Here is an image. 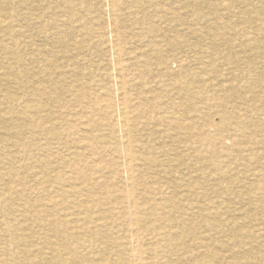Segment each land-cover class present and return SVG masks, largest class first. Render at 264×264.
Wrapping results in <instances>:
<instances>
[{
  "label": "rangeland",
  "instance_id": "374dc122",
  "mask_svg": "<svg viewBox=\"0 0 264 264\" xmlns=\"http://www.w3.org/2000/svg\"><path fill=\"white\" fill-rule=\"evenodd\" d=\"M0 160V264H264V0H0Z\"/></svg>",
  "mask_w": 264,
  "mask_h": 264
},
{
  "label": "bare ground",
  "instance_id": "6f19581e",
  "mask_svg": "<svg viewBox=\"0 0 264 264\" xmlns=\"http://www.w3.org/2000/svg\"><path fill=\"white\" fill-rule=\"evenodd\" d=\"M113 1V4H116V2H117V0H112ZM111 3V2H110ZM111 6V5H110ZM116 12V11H115ZM115 15V14H114ZM118 16V15H117ZM114 19V18H113ZM114 21V20H113ZM39 23V22H38ZM2 24H3V22H2ZM102 24V23H101ZM10 25V24H9ZM19 26V25H18ZM29 26V25H28ZM28 26H27V28H28ZM22 28V27H21ZM30 28V27H29ZM91 28V27H90ZM116 28V27H115ZM19 29V28H18ZM23 29V28H22ZM88 30V29H87ZM88 32V31H87ZM89 32H91V31H89ZM88 32V33H89ZM94 32H95V30H94ZM94 34V33H93ZM109 34V33H108ZM118 34V33H117ZM105 35V34H104ZM88 36H90V33H89V35ZM116 36V35H115ZM16 37V36H15ZM105 38V37H104ZM109 38V37H108ZM91 39V38H90ZM106 39V38H105ZM97 41V40H96ZM104 41V40H103ZM69 43V42H68ZM77 44H78V42H76ZM108 44V43H107ZM106 44V45H107ZM120 45V44H119ZM113 46V45H112ZM114 47V46H113ZM113 47H110L111 49V51L110 52H112V54L114 53V50H113ZM116 49H118V48H116ZM116 51V50H115ZM109 52V53H110ZM146 54V53H145ZM147 55V54H146ZM77 58H78V56H77ZM187 58V57H186ZM79 60H80V58H79ZM80 62V61H79ZM118 62V61H117ZM116 62V63H117ZM116 65V64H115ZM112 67H113V65H112ZM120 70V69H119ZM120 72V71H119ZM110 76V75H109ZM121 77V76H120ZM113 78V77H112ZM114 79V78H113ZM115 80V79H114ZM117 82V81H116ZM121 83V82H120ZM79 86V85H78ZM87 86V85H86ZM123 86V85H122ZM74 92V91H73ZM69 94V93H68ZM75 94V93H74ZM71 95V94H70ZM73 96V95H72ZM75 96V95H74ZM82 97V96H81ZM81 100V99H80ZM79 103H80V101H79ZM120 104V103H119ZM108 107V106H107ZM116 107V106H115ZM104 111V110H103ZM113 111V110H112ZM114 112V111H113ZM117 112V111H116ZM36 113V112H35ZM75 113V112H74ZM87 113V112H86ZM120 113V112H119ZM112 114V113H111ZM117 114V113H116ZM121 114V113H120ZM74 115V114H73ZM86 115V114H85ZM123 115H125V114H123ZM120 116V115H119ZM88 118V117H87ZM34 119V118H33ZM32 119V120H33ZM78 119V118H77ZM90 119V118H89ZM118 119V118H117ZM120 119V118H119ZM35 120V119H34ZM70 120V119H69ZM79 121V119L77 120V122ZM90 121V120H89ZM113 121V120H112ZM42 122V121H41ZM70 122V121H69ZM75 123V122H74ZM78 123H82V122H78ZM89 123V122H88ZM87 123V124H88ZM101 123V122H100ZM113 123V122H112ZM114 123H115V121H114ZM116 123H118L117 121H116ZM130 123V122H129ZM91 124V123H90ZM122 126H121V131H122V135L119 137V142L123 145V149L121 150L122 151V153H123V156H121V157H123L122 158V164H121V169H123V171L126 173V179H127V181H129V182H131V183H133V184H131V185H129V187H133V185H134V182L136 181V179L138 178V177H135V168H134V162H136L138 159H139V157H138V155H136L135 154V152L137 151L138 152V150H136L135 152H134V154H133V152H132V148L134 147L133 146V143H135L136 142V138H134V137H132L130 134H129V128H128V122H127V119H122ZM172 124V123H171ZM94 126V125H93ZM43 127V126H42ZM242 127H243V125H242ZM44 128V127H43ZM70 128V127H69ZM90 128V127H89ZM119 128V127H118ZM73 129V128H72ZM103 129V128H102ZM51 130V129H50ZM54 130H55V128H54ZM44 131V130H43ZM75 131V130H74ZM119 132V131H118ZM75 133V132H74ZM136 133V132H135ZM67 134V133H66ZM243 135V134H242ZM241 135V136H242ZM198 136H200V135H198ZM198 136H197V134H196V137L198 138ZM66 138H68V136L66 135ZM190 138V137H189ZM201 138V137H200ZM53 139V138H52ZM90 139V138H89ZM51 140V139H50ZM80 140V139H79ZM105 140V139H104ZM194 140V139H193ZM192 140V141H193ZM87 142V141H86ZM190 142V141H189ZM59 144V143H58ZM42 145H43V143H42ZM42 145H40V146H42ZM44 145H45V143H44ZM51 145V144H50ZM115 145H117V144H115ZM155 145V144H154ZM84 146V144L82 145V147ZM37 147V146H36ZM78 147V146H77ZM81 147V148H82ZM91 147H92V145H91ZM94 147V146H93ZM93 147H92V149H93ZM41 148V147H40ZM69 148V147H68ZM100 148V147H99ZM107 148V147H106ZM112 148V147H111ZM110 148V149H111ZM137 148V147H136ZM37 149V148H36ZM51 149V148H50ZM74 149V148H73ZM103 149V148H102ZM67 150V149H66ZM142 150V149H141ZM37 151H38V149H37ZM57 151H59V150H57ZM36 152V151H35ZM143 152V151H142ZM101 153H103V152H101ZM43 154V153H42ZM67 154V153H66ZM108 154V153H107ZM20 155V154H19ZM103 155H105V154H103ZM109 155V154H108ZM55 156V155H54ZM64 156V155H63ZM80 156H82L81 155V153H80ZM37 157V156H36ZM78 157V156H77ZM83 157V156H82ZM102 157V156H101ZM143 157V156H142ZM51 158V157H50ZM78 158H81V157H78ZM77 158V159H78ZM147 158V157H146ZM49 159V158H48ZM100 159V158H99ZM105 159V158H104ZM108 159H109V156H108ZM111 159V158H110ZM169 159V158H168ZM2 160V159H1ZM0 160V161H1ZM14 160V159H13ZM23 160V159H22ZM71 160V159H70ZM71 161H73V160H71ZM104 161V160H103ZM102 161V162H103ZM90 162V161H89ZM114 162V161H113ZM116 162V161H115ZM45 163V162H44ZM69 163V162H68ZM78 163V162H77ZM146 163V162H145ZM81 164V163H80ZM79 164V165H80ZM106 164V163H105ZM113 164H115V163H113ZM46 165V164H45ZM92 165V164H91ZM95 165V164H94ZM102 165V164H101ZM160 165H161V163H160ZM165 166V165H164ZM85 167V166H84ZM87 167V166H86ZM85 167V168H86ZM163 167V166H162ZM47 168V167H46ZM71 168V167H70ZM107 167L105 166V169H106ZM143 168V167H142ZM88 169V168H87ZM11 170V169H10ZM42 170V169H41ZM49 170V169H48ZM77 171H78V169H76ZM85 170V169H84ZM98 170H100V169H98ZM83 171V170H82ZM21 172V171H20ZM45 172V171H44ZM80 172V171H79ZM100 172V171H99ZM102 172V171H101ZM92 173H93V171H92ZM98 173V172H97ZM143 173V172H142ZM187 173V172H186ZM14 174V173H13ZM21 174V173H20ZM47 174V173H46ZM124 174V173H123ZM159 174H160V172H159ZM188 174V173H187ZM186 174V175H187ZM191 174V173H190ZM6 175V174H5ZM45 175V174H44ZM49 175V174H48ZM71 175H72V173H71ZM80 175V174H79ZM93 175H94V173H93ZM161 175V174H160ZM185 175V174H184ZM80 176H84V175H80ZM59 177V176H58ZM124 177V176H123ZM163 177V176H162ZM187 176H185V178H186ZM194 177V176H193ZM80 178V177H79ZM48 179V178H47ZM60 179V178H59ZM71 179V178H70ZM92 179V178H91ZM98 179V178H97ZM148 179V178H147ZM41 180V182L43 183V181H42V179H40ZM145 180V179H144ZM189 180V179H188ZM59 181V180H58ZM67 181V180H66ZM75 181H78V180H75ZM85 181H86V178H85ZM99 181H101V180H99ZM41 182H40V184H41ZM105 182V181H104ZM116 182V181H115ZM186 182V181H185ZM71 183V182H70ZM154 183V182H153ZM188 183V182H187ZM117 184H118V182H117ZM164 184V183H163ZM62 185V184H61ZM110 185V184H109ZM177 185V184H176ZM187 185V184H186ZM114 186V185H113ZM146 186V185H145ZM1 187V186H0ZM87 187V186H86ZM97 187V186H96ZM99 187H100V185H99ZM128 187V188H129ZM170 187H172L171 185H170ZM186 187V186H185ZM184 187V188H185ZM90 188V187H89ZM114 188H115V186H114ZM17 189V188H16ZM42 190H43V188H41ZM63 189V188H62ZM94 189V188H93ZM100 189V188H99ZM162 189H163V187H162ZM14 190V189H13ZM12 190V191H13ZM61 190V189H60ZM79 190H80V188H79ZM84 190H86L87 191V189H84ZM96 190V188L93 190V191H95ZM126 190H129V189H126ZM33 191V190H32ZM50 191V190H49ZM51 191H52V189H51ZM54 191V190H53ZM64 191V190H63ZM68 191H70V190H68ZM67 191V192H68ZM109 191V190H108ZM107 191V194L109 193ZM110 191H112L111 189H110ZM130 191V190H129ZM128 191V192H129ZM162 191V190H161ZM15 192V191H14ZM56 192V191H55ZM65 192V191H64ZM63 192V193H64ZM71 192V191H70ZM75 192V191H74ZM78 192V191H77ZM82 192V191H81ZM132 192V191H131ZM140 192V191H139ZM5 193V192H4ZM49 193V192H48ZM47 193V194H48ZM57 193V192H56ZM60 193H61V191H60ZM85 193V192H84ZM111 193V192H110ZM113 193V192H112ZM118 193V192H117ZM46 194V195H47ZM50 194V193H49ZM77 194V193H76ZM82 194V193H81ZM85 194H88V193H85ZM84 194V195H85ZM90 194H92V193H90ZM130 194V193H129ZM41 195V194H40ZM54 195H56V194H54ZM83 195V194H82ZM118 195V194H117ZM120 195V194H119ZM132 195V194H131ZM44 196V195H43ZM59 196V195H58ZM61 196V195H60ZM128 196V195H127ZM130 196V195H129ZM40 197V196H39ZM48 197V196H47ZM55 197V196H54ZM62 197V196H61ZM122 197V196H121ZM166 197V196H165ZM164 197V198H165ZM168 198H169V196H167ZM38 198V197H37ZM45 198H46V196H45ZM65 198H67V197H65ZM78 198V197H77ZM87 198V197H86ZM92 198H93V196H92ZM91 198V199H92ZM118 198V197H117ZM130 198V197H129ZM161 198H162V196H161ZM217 198V197H216ZM10 199V198H9ZM42 199V198H41ZM53 199V198H52ZM51 199V200H52ZM88 199V198H87ZM173 199V198H172ZM3 200V199H2ZM38 200H39V198H38ZM37 200V201H38ZM73 200V199H72ZM163 200V199H162ZM165 200L166 199H164V202H165ZM173 200H175V199H173ZM54 201V200H53ZM52 201V202H53ZM57 201V200H56ZM75 201V200H74ZM81 201V200H80ZM85 201V200H84ZM92 201V200H91ZM94 201V200H93ZM167 201V200H166ZM40 202V201H39ZM101 202H102V199H101ZM42 203V202H41ZM54 203V202H53ZM58 203H59V201H58ZM76 203V202H75ZM74 202H73V204H75ZM82 203H83V201H82ZM92 203V202H91ZM104 203V202H103ZM108 203H109V201H108ZM152 203V202H151ZM166 203V202H165ZM170 203V202H169ZM177 203H178V201H177ZM197 203V202H196ZM61 204H62V202H61ZM77 204V203H76ZM80 204V203H79ZM93 204V203H92ZM110 204V203H109ZM174 204V203H173ZM175 204H176V202H175ZM38 205V204H37ZM48 205V204H47ZM46 205V206H47ZM69 205V204H68ZM102 205V204H101ZM168 205V204H167ZM171 204H169V206H170ZM51 206V205H50ZM55 206V205H54ZM74 206V205H73ZM97 206V205H96ZM31 207V206H30ZM39 207H41V206H39ZM48 207H49V205H48ZM60 207H62L63 208V205L62 206H60ZM76 207H80V205L79 206H77L76 205ZM92 207V206H91ZM124 207V206H123ZM171 207L173 208V205H171ZM37 208H38V206H37ZM42 208H43V206H42ZM50 208V207H49ZM70 208V207H69ZM127 208V207H126ZM169 208V207H168ZM177 208H178V206H177ZM26 209V208H25ZM34 209V208H33ZM36 209V208H35ZM52 209H53V207H52ZM54 209H58V208H54ZM64 209V208H63ZM66 209V208H65ZM96 209V208H95ZM136 206H134V209H133V215H132V221L134 222V224L137 226L138 225V223H139V220H138V218L136 217ZM164 209V208H163ZM176 208L174 207V210H175ZM190 209V208H189ZM18 210V209H17ZM32 210V209H31ZM49 210V209H48ZM74 210V209H73ZM76 210H78V209H76ZM83 210V209H82ZM14 211V210H13ZM40 211H42V209L40 210ZM55 211V210H54ZM63 211V210H62ZM79 211V210H78ZM90 211V210H89ZM100 211V210H99ZM166 211V210H165ZM208 211V210H207ZM43 212H44V210H43ZM42 212V213H43ZM49 212V211H48ZM56 212V211H55ZM55 212H54V214H55ZM80 212V211H79ZM88 212V211H87ZM94 212V211H93ZM179 212V211H178ZM47 213V212H46ZM53 213V212H52ZM59 213V212H58ZM58 213H56L57 215H58ZM73 213V212H72ZM75 213H77V212H75ZM74 213V214H75ZM97 213H99V212H97ZM132 213V212H131ZM199 213V212H198ZM48 214V213H47ZM69 214H70V212H69ZM87 214V213H86ZM95 214V213H94ZM93 214V215H94ZM166 214V213H165ZM170 214V213H169ZM178 214V213H177ZM35 215V214H34ZM62 215V214H61ZM71 215V214H70ZM73 215V214H72ZM78 215V214H77ZM82 215V214H81ZM92 215V216H93ZM137 215H138V213H137ZM144 215H146V214H144ZM33 216V215H32ZM45 216V215H44ZM46 216H48V215H46ZM80 216V215H79ZM78 216V217H79ZM95 216V215H94ZM176 216V215H175ZM215 216V215H214ZM81 217V216H80ZM149 217V216H148ZM41 218V217H40ZM48 218V217H47ZM54 218H55V215H54ZM53 218V219H54ZM85 218V217H84ZM96 218H97V216H96ZM95 218V220H97ZM101 218V217H100ZM175 218V217H174ZM177 218V217H176ZM68 219V218H67ZM76 219V218H75ZM151 219V218H150ZM45 220V219H44ZM50 220V219H49ZM79 220V219H78ZM84 220H86V219H84ZM88 220V219H87ZM86 220V221H87ZM93 220V219H92ZM152 220H153V218H152ZM37 221V220H36ZM80 221V220H79ZM81 221H83L82 220V217H81ZM89 221V220H88ZM98 221V220H97ZM144 221V220H143ZM176 221V220H175ZM42 222H43V220H42ZM40 223V224H44V223ZM48 222V221H47ZM74 222V221H73ZM178 222V221H177ZM234 222V221H233ZM34 223V222H33ZM50 223V222H49ZM48 223V224H49ZM104 223V222H103ZM170 223H172V222H170ZM169 222H168V224H170ZM213 223V222H212ZM229 223V222H228ZM35 224V223H34ZM56 224V223H55ZM66 224H67V221H66ZM65 224V225H66ZM124 224V223H123ZM2 225V224H1ZM73 225V224H72ZM80 225V224H79ZM107 225V224H106ZM214 225V224H213ZM44 226V225H43ZM67 226V225H66ZM78 226V225H77ZM129 226V225H128ZM177 226V225H176ZM2 227V226H1ZM56 227V226H55ZM60 227V226H59ZM58 227V228H59ZM70 227H71V225H70ZM105 227V226H104ZM170 227V226H169ZM234 227V226H233ZM49 228V227H48ZM52 228V227H51ZM61 228H62V226H61ZM94 228V227H93ZM138 228V227H137ZM176 228H178V227H176ZM199 228V227H198ZM3 229H4V227H3ZM69 229V228H68ZM78 229V228H77ZM84 229V228H83ZM82 229V230H83ZM164 229V228H163ZM54 230V229H53ZM60 230V229H59ZM140 230V229H139ZM213 230V229H212ZM89 232L91 231V230H88ZM136 231H138V230H136ZM182 231H184V230H182ZM221 231V230H220ZM224 231H226V230H224ZM74 232V231H73ZM91 233V232H90ZM97 233V232H96ZM183 233V232H182ZM196 233V232H195ZM76 234V233H75ZM148 234V233H147ZM203 234V233H202ZM217 234V233H216ZM64 235V234H63ZM63 235H62V237H63ZM74 235V234H73ZM80 234H78V236H79ZM85 235V234H84ZM90 235V234H89ZM207 235V234H206ZM222 235V234H221ZM52 236V235H51ZM65 236V235H64ZM160 236V235H159ZM194 236V235H193ZM218 236V235H217ZM257 236V235H256ZM87 236H85V238H86ZM169 237V236H168ZM182 237V236H181ZM180 237V238H181ZM203 236H201V238H202ZM82 238V237H81ZM95 238H96V236L94 237V240H95ZM102 238V237H101ZM160 238V237H159ZM191 238V237H190ZM189 238V239H190ZM204 238V237H203ZM206 238V237H205ZM216 238V237H215ZM55 239H56V237H55ZM75 239V238H74ZM87 239V238H86ZM92 239V238H91ZM97 239V238H96ZM99 239V238H98ZM97 239V240H98ZM54 240V239H53ZM78 240V239H77ZM79 240H82V239H79ZM170 240V239H169ZM192 240V239H191ZM200 240V239H199ZM73 241H75V240H73ZM84 241V240H83ZM86 241V240H85ZM84 241V242H85ZM93 241V240H92ZM112 241V240H111ZM54 242V241H53ZM58 242V241H57ZM70 242V241H69ZM87 242V241H86ZM135 242L137 243L138 242V238H135ZM162 242H163V240H162ZM195 242H197L196 240L194 241V243ZM56 243V242H55ZM65 243H66V241H65ZM61 244V243H60ZM80 245H81V242L79 243ZM78 244V245H79ZM138 244H140V243H138ZM68 245V244H67ZM73 245H75V244H73ZM79 245V246H80ZM87 245V244H86ZM85 245V246H86ZM90 245V244H89ZM132 245V244H131ZM141 245H143V244H141ZM241 245V244H240ZM243 245V244H242ZM60 246H62V245H60ZM78 246V247H79ZM83 246V245H82ZM88 246V245H87ZM86 246V247H87ZM205 246V245H204ZM204 246H203V248H204ZM53 247V246H52ZM63 247V246H62ZM75 247V246H74ZM77 247V248H78ZM126 247V246H125ZM219 247H221V246H219ZM65 248V247H64ZM67 248V247H66ZM77 248H74L75 250L77 249ZM85 248V247H84ZM94 248V247H93ZM128 248V247H127ZM206 248V247H205ZM226 248V247H225ZM228 248V247H227ZM59 249V248H58ZM80 249V248H79ZM143 249V248H142ZM169 249V248H168ZM221 249V248H220ZM61 250V249H60ZM127 250V249H126ZM216 250V249H215ZM236 250V249H235ZM64 251V250H63ZM82 251V250H81ZM132 251V250H131ZM149 251V250H148ZM240 251V250H239ZM239 251H237V252H239ZM72 252V251H71ZM104 252V251H103ZM155 252V251H154ZM232 252V251H231ZM236 252V253H237ZM264 252V251H263ZM262 252V253H263ZM62 253V252H61ZM73 253V252H72ZM78 253V252H77ZM163 253V252H162ZM235 253V254H236ZM239 253H241V252H239ZM238 253V254H239ZM75 254H76V252H75ZM91 254V253H90ZM122 254H125V253H122ZM144 254H145V252H144ZM179 254V253H178ZM232 254V253H231ZM250 254V253H249ZM163 255H165L164 253H163ZM263 255V254H262ZM27 256H28V254H27ZM62 257V256H61ZM71 257V256H70ZM76 257V256H75ZM91 257H93V256H91ZM131 257H136L137 259H139L140 258V251H133L132 252V254H131ZM245 257V256H244ZM250 257V256H249ZM59 258V257H58ZM96 258V257H95ZM125 258V257H124ZM143 258V257H142ZM158 258V257H157ZM177 258V257H176ZM78 258H76V260H77ZM94 259V258H93ZM131 259V258H130ZM141 259V258H140ZM145 258H143V260H144ZM159 259V258H158ZM163 259H165V257L163 258ZM192 259V258H191ZM216 259V258H215ZM75 260V261H76ZM94 260H96V259H94ZM124 260H126V259H124ZM243 260V259H242ZM257 260V259H256ZM96 261H98V258H97V260ZM160 261V260H159ZM172 261V260H171ZM250 261H251V259H250ZM253 261V260H252ZM62 262V261H61ZM150 262V261H149ZM149 262H148V264H149ZM166 262V261H165ZM238 262H240L239 260H238ZM254 262H256V261H254ZM254 262H253V264H254ZM57 263V262H56ZM63 263V262H62ZM224 263V262H223ZM54 264H55V262H54ZM161 264V263H160ZM164 264V263H163ZM187 264V263H186Z\"/></svg>",
  "mask_w": 264,
  "mask_h": 264
}]
</instances>
